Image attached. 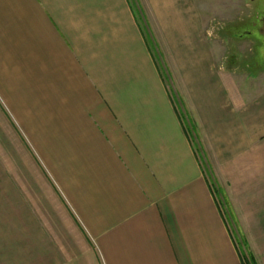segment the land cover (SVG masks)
<instances>
[{"label": "crops", "instance_id": "1", "mask_svg": "<svg viewBox=\"0 0 264 264\" xmlns=\"http://www.w3.org/2000/svg\"><path fill=\"white\" fill-rule=\"evenodd\" d=\"M204 24L195 0H0V262L250 264L223 203L264 235V92L236 98Z\"/></svg>", "mask_w": 264, "mask_h": 264}, {"label": "rangeland", "instance_id": "2", "mask_svg": "<svg viewBox=\"0 0 264 264\" xmlns=\"http://www.w3.org/2000/svg\"><path fill=\"white\" fill-rule=\"evenodd\" d=\"M204 18V35L210 42H217L222 52L219 63L223 71L231 72L237 89L236 98L245 100L264 92V0H195ZM151 38L152 47L163 67V48L157 32L145 26ZM156 36V37H155ZM158 40V41H157ZM160 42V43H159ZM160 46V47H159ZM233 58L236 60L234 61ZM234 61V62H233ZM236 63V64H235ZM235 64V65H234ZM192 120V119H190ZM190 127L194 129L192 122ZM207 157V156H206ZM223 194V193H222ZM227 195L223 194L226 199ZM228 201L223 203L225 217L243 254L253 264L252 255H258L261 235L256 239L252 234L243 236V227H238L241 219L231 218ZM248 229L250 228L247 223ZM248 232V231H247ZM240 233V235H239ZM255 238V239H254ZM247 239V245H246ZM3 264V262H0Z\"/></svg>", "mask_w": 264, "mask_h": 264}, {"label": "trees", "instance_id": "3", "mask_svg": "<svg viewBox=\"0 0 264 264\" xmlns=\"http://www.w3.org/2000/svg\"><path fill=\"white\" fill-rule=\"evenodd\" d=\"M253 264H254V262H253Z\"/></svg>", "mask_w": 264, "mask_h": 264}]
</instances>
